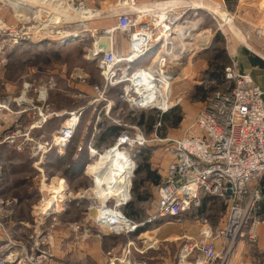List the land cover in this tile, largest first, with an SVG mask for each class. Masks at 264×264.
Here are the masks:
<instances>
[{"label": "rangeland", "instance_id": "rangeland-1", "mask_svg": "<svg viewBox=\"0 0 264 264\" xmlns=\"http://www.w3.org/2000/svg\"><path fill=\"white\" fill-rule=\"evenodd\" d=\"M25 1H27L25 5L31 7L20 11L19 16H15L13 11L0 3V30H4L5 28L12 31L11 35H7L0 31V49H3V51L5 49L4 55L0 56V102L6 101L8 98L11 99L10 107H7L9 111H5L0 115V118L5 120L3 127L6 125L8 128L4 136L8 133L15 134L19 131L22 132V135L29 134L28 131H30V127L38 121V85L42 80H44V83L48 81L51 78L50 76L53 75L52 72L57 69L61 70L62 67L67 65L69 72L75 75L74 98L66 99L63 97L62 94L56 90L59 87L63 88L61 87V81H57V87L49 92V103L58 111H74L79 108H88L77 132L76 139L71 146L72 148L70 151H72L71 154L74 157L77 146L83 139H86V126L97 114V112H94V109L97 107L99 110L106 104L105 102L101 103L97 98L98 96L92 92L93 88L102 85V77L97 62H90L85 58L88 55L87 49L91 50L93 48L95 38L100 36L99 33H103L116 26V19L113 18V15L115 13L122 14L128 12L129 6L126 4L121 5L119 1L116 2L117 5H114L113 0L112 3L110 0H85V4L88 5L90 10L105 12L104 18L88 21V39L86 38L79 44L73 43V45L67 47H59L57 45L49 46V42L38 44V38L35 36H31L30 39H26L27 37L18 39L15 36L16 31H20L23 25H25L26 28H38V14H35V10L36 12L38 11V0ZM159 2H164V0ZM54 6L57 7L55 9V14L58 13V17L65 30L71 28L73 34L84 30L81 26L85 23L87 24V22L81 23L80 17H82V15H87L85 12L88 10L82 9L77 11L79 10L77 9L76 12L73 10V12L71 11V15L66 12L67 10L68 12L70 11L68 9L69 5L67 8L63 9L64 11L60 9L57 4ZM217 6H219V11H216V20L218 24L210 14V11H213ZM220 7L227 9V14H229V18L232 19L231 23H227L223 20L222 16H225L226 12L221 10ZM237 7L236 0H230V2L222 0V2L213 6L207 4L206 9H203L204 11H199L197 16L189 14L187 23L181 24L178 27L191 28L190 33H188L189 35L186 34L187 38L183 41L186 43L185 47L189 49L180 46L182 48H180V54H182L181 59L179 62L174 63L173 66L171 65L170 71L176 75L172 94L173 106L170 107L168 111L162 113V111L157 109H131L128 104L122 102L120 99L122 93L120 91L121 88H116L109 91L107 94L108 100L112 103V111L108 118L104 117L102 119L99 128L105 131L108 129L109 123L115 125L117 122L122 126H127V130L131 133L135 134L141 131L147 137L155 133L158 134L159 139L183 136L185 129L193 123L203 105L211 98L212 94L215 91L220 89L223 90L228 87V85L223 82L225 79L224 72L225 69L232 64V61L237 63L238 71L244 73L240 69L239 62L227 56V39L231 38L233 42L235 41L236 43L246 46L245 37L250 34L253 42L249 43L254 50H248V52L250 55L264 60V51L257 48L261 40L255 38L256 34L259 32L264 34V19L259 15L260 8L264 10V0H260V5H257V3H255V5H245L243 7L244 11L242 12V16L236 13ZM32 8L34 10H32ZM201 16L203 20H200ZM115 34L117 37L116 47L122 52L123 46L127 49V41L122 33L116 32ZM17 39L18 42L16 43L15 40ZM254 40L257 41L256 45L254 44ZM262 40H264V37ZM58 43L59 42H53L50 44ZM205 43L208 44L204 45ZM262 46H264V42ZM155 49L146 57L134 63L132 69L134 70L147 65L159 48ZM83 77L87 78L85 84H82ZM27 85L29 89H26ZM204 90L207 91L206 95ZM10 91L13 92L12 95ZM95 100H98V103L93 104ZM179 118L182 122L178 127L174 128L172 124ZM57 122L58 121L55 120L49 122L48 126H50L51 130H56L58 128ZM117 127L120 130H118L117 134L114 132L111 136L102 140L100 149H98L101 154L109 149L114 136L116 138L119 133L123 131L122 129L125 130V128ZM28 138L34 141V144L31 143V147L26 148L25 151L22 152L23 155H16L18 151L13 147L12 148L16 150L13 151L14 153L8 150L5 151V153H1L3 156L0 154L1 157H4V161L8 162V165L6 164L8 167H5L6 165L3 167L0 165V215L4 214L5 216H9L1 217L0 222L7 227L13 239H19V242H29L31 245L39 240L38 233H42L44 237L50 235V237L53 236L54 238L55 230H62L64 234L69 232L68 235L70 238L68 242L73 244V247L76 248L74 249L76 252H80L79 248L83 244L81 242L82 238L80 237L83 231L81 229L70 230L68 224L81 227L84 221L88 219L89 208H78L76 206L79 201L83 200V202H88V200L82 199L81 195L83 192L81 193L80 191L93 186L91 178L86 176L81 177V173L85 171V167L88 164L85 159L89 157V154L84 153L83 159L75 161V164H73V171L63 170L61 168L63 166L61 162L64 161H54L52 158L51 160L55 165L52 166L54 169L52 171L56 172H46L48 181L41 185L42 182L38 179V148H36L38 144V130L32 131ZM25 139L26 138H22L20 140L22 142ZM1 141L2 138L0 139V142ZM74 147L75 149L73 151ZM164 148L165 146L163 144L151 143L149 147L140 149V153H138L139 149L133 151L136 155L135 160L137 168L132 182L131 206L128 204L121 210L123 214L137 224L141 225L147 222L156 214L157 196L156 193H154L155 179L158 174L156 167L161 157L162 159L166 158V156H164ZM69 154L70 153L67 152L63 156V159L66 158V161H68V158H70ZM20 157L24 165L18 167L11 165V163ZM157 157H159V159ZM98 166L99 165L95 167ZM144 167L151 170L150 174H152V176L148 174ZM7 168L9 174L7 176L8 179L5 180L2 174ZM11 168H15L14 172L16 176H12L13 169ZM92 168L93 167H90L89 172L95 175L94 171H96V169L94 170L93 168L92 172ZM49 169H51V167ZM152 171L156 172V174ZM57 176L65 178L66 181L63 179L61 180V178ZM87 176H89V174ZM53 178L56 180L51 182ZM63 181H65V185ZM142 181L143 184H141ZM63 186L66 188H63ZM62 189H68L66 197L72 194V196L69 197L71 199L68 198L66 200L63 196L61 203H59L56 208H53L55 209V212H52L54 215L48 217L50 220L45 222L44 220L47 215L43 218L39 217L40 211L38 208L42 206L41 210L44 214V210L48 209L49 211L53 204L55 207L57 200H55L54 203L50 200L51 193L54 190L60 192ZM93 192L95 193V189ZM140 197L146 200L139 202L138 199ZM64 201L65 203L63 204ZM84 206L88 207V205L86 206L85 204ZM128 206H130V208H128ZM215 206V204H207L204 206L202 203L199 209H192L190 212L186 213L183 216L182 223H178L172 218L157 219L152 223L143 225L134 235H123L118 237L108 236L100 227L98 228L96 226L95 221L99 213L97 208H91L90 215L92 219L87 229L89 230V236L91 238L92 253L94 252L93 254H96V256L93 257L91 263H89L196 264L198 261L197 253L194 252L190 254L183 261L180 256L181 251L189 241L192 240L195 243L200 241L199 235L200 230L204 227V221H207L211 226L210 228L214 231L220 228L222 230L226 227L225 216L227 215L228 208H225L223 205L214 208ZM19 211L22 213H19ZM11 212L13 213L9 215ZM21 215L26 218L28 226L24 227L25 229H19L15 226L11 228V224ZM257 215L261 216L264 220V199L257 209ZM49 221H56L59 225L55 229L53 225L50 226L48 224ZM47 225L50 227H47ZM205 228L207 229V227ZM244 232H246V229H244L242 233ZM165 238H169V240L164 241ZM55 242H57V239H55ZM228 242V244L223 245L227 248L226 251H229L232 240ZM129 243H132V245L130 246ZM219 243V246L222 247V240H220ZM53 244L54 241L52 240L50 245L54 249ZM231 255L235 257L232 262L230 260L231 264H264V224L260 231L259 241L256 244L248 243L242 235H239L231 249ZM237 256H239V258H237ZM81 258L82 257H79L77 254L75 258L76 263L74 264H81ZM236 258L239 260H236ZM242 258H244V260ZM115 259L119 261L115 262Z\"/></svg>", "mask_w": 264, "mask_h": 264}, {"label": "built area", "instance_id": "built-area-1", "mask_svg": "<svg viewBox=\"0 0 264 264\" xmlns=\"http://www.w3.org/2000/svg\"><path fill=\"white\" fill-rule=\"evenodd\" d=\"M182 1L165 0L154 5L141 6L138 0H126L125 4L129 6L128 12L115 13L113 18L116 19V26L108 29L110 30L108 34L111 36L110 40L106 39L109 49L100 47L104 42H96L100 51L92 59L88 57L91 55L94 45L91 50L87 49L88 55L85 58L90 62H97L102 77V85L93 88L92 92L98 96L101 103L105 102L106 104L99 110L97 107L94 109L97 114L85 128L86 139H83L76 148L75 161L83 159L84 153L89 154V161L84 171L85 176L89 174V166L99 162L100 155L105 152L128 153L136 164V155L133 151L139 149L138 152H140V149L149 147L151 143L163 144L165 146L164 155L169 156L170 160L163 180L157 187L156 214L141 225L129 219L121 210L132 200V186L129 190L130 200L119 204L115 198L108 200L92 192V189L97 187V183L95 176L89 174L87 177L92 179L93 186L91 187L93 188L80 191L83 192L82 199L88 200L89 203L88 219L85 224H89L92 219L91 208H97L99 214L95 224L105 234L112 237L134 235L143 225L157 219L172 218L176 222L182 223L183 216L192 209H199L205 197L214 198L220 201L225 208H228L225 216L226 235L223 234L224 232H220L221 228L217 231L212 230L210 224L204 221L200 241L196 243L192 240L189 241L182 249L180 256L183 257L186 254L184 257L186 259L187 256L195 252L198 256L196 264H231V249L237 237L242 235L248 243L256 244L264 224L262 217L257 215V209L264 198L262 193L264 189V91L255 84L249 74L238 71L235 61H232V64L224 72V81L228 87L212 94L193 123L185 129L183 136L159 139L158 134L155 133L147 137L141 131L135 134L131 133L127 130V126L116 122L115 125L125 128V130L122 129L123 131L110 144L109 149L101 154L94 147V139L101 131L99 125L102 123V119L108 118L112 111V103L107 97L109 91L121 88L120 99L131 109H154L146 107L143 103L149 93L146 90V84L151 82L155 87H161L166 84L165 75L170 72L152 69L153 58L143 67L133 70L132 65L153 52L155 48L166 50L167 42L175 35L176 29L181 24L187 23L189 14L197 16L199 11L206 9L185 4L171 5ZM66 2L77 9L87 7L85 0H66ZM0 3L13 11L15 16H19L20 11L31 7L21 2L15 5L8 0H0ZM49 8L52 9L51 13H47ZM218 9L219 6L210 11L216 22ZM220 9L226 12L227 17L230 16L227 14V9L224 7H220ZM32 10L34 9L32 8ZM55 12L56 10L48 1L38 0V28H26L23 25L20 31H16L15 36L18 39L21 37L30 39L31 36H35L38 38V44L49 42L48 45L73 38L75 33L71 32V28L67 29L68 31L63 28L58 13L55 14ZM35 14L37 15L36 10ZM0 31L7 35L12 33L5 28ZM116 32L125 36L128 50L126 54H118ZM251 37L250 34L245 37L247 44L245 47L249 51L254 50L249 43L253 42ZM263 37L264 34L261 32L257 33L255 37L261 40L257 48L262 51H264ZM18 39L15 40L16 43ZM256 42L254 40L255 45ZM72 78L75 81L74 74ZM86 79L82 78V84H85ZM56 87L52 78L48 82L38 85V121L28 131L30 134L32 131L38 130L36 147L38 148V165H41V161L45 160L52 152H56L60 158H63L73 145L88 109L84 107L67 113L56 110L49 103V92ZM10 101L11 99L8 98L6 101L0 102V115L9 111L7 107H10ZM97 101L95 100L93 104L98 103ZM135 101L137 102L135 103ZM168 109L157 110L165 113ZM62 118L64 120L59 128L53 130L49 137L40 135L49 122ZM29 134L22 135L20 131L15 134L8 133L0 143L14 147L19 153H22L26 148L31 147V143L34 144V141L28 138ZM22 138L26 139L21 142ZM136 168L137 166L134 169V177ZM103 170L102 168L97 171V174L100 172L102 174ZM41 173L42 185L48 181V177L44 171ZM68 196L71 197L72 194ZM236 213L241 216V219L235 220ZM51 215L54 213L51 212L46 217L44 216L45 220ZM1 217L9 216L2 214L0 219ZM73 228L79 230L80 226L73 225ZM0 229L5 236V244L0 252V264H52L54 262L55 254L50 245L53 238L50 235L44 237L42 233H38L39 240L31 245L29 242H19L18 239H13L2 222H0ZM244 229L246 232L242 233ZM85 236H89V230L85 231ZM220 240H222V247L219 246ZM230 240H232L231 246L229 251H226L227 248L223 245L228 244ZM129 245L131 246L132 243ZM118 261L115 259V262Z\"/></svg>", "mask_w": 264, "mask_h": 264}, {"label": "bare ground", "instance_id": "bare-ground-1", "mask_svg": "<svg viewBox=\"0 0 264 264\" xmlns=\"http://www.w3.org/2000/svg\"><path fill=\"white\" fill-rule=\"evenodd\" d=\"M8 1L15 5H17L19 2L25 3V4L27 2L25 0H8ZM44 1H48L52 5L54 10L57 8L54 6L56 4L62 10L67 8V6L69 5L68 9L70 11L69 12L68 10L67 11L65 10V11L70 14L73 12V10H75V12L77 10V8L70 5L65 0H44ZM120 2L122 5V4H125L126 0H120ZM182 4L190 5L195 8H206V5L204 3H201L200 1H194V0L191 2L188 0H185V1L183 0L181 3L175 2L171 5L180 6ZM86 6L87 7H82V8H79V10H77V11H80L82 9L88 10L87 12H85V14L87 15H82V17H80L81 23L87 22V24L85 23L81 26L83 27L84 30L80 32H76L75 36L69 40L66 39L63 42H59L58 44H50L49 46L57 45L59 47H67V46L73 45V43L79 44L80 42L84 41L88 37V34H87L88 33L87 30L89 29L88 21H91L93 19L104 18L105 12L95 11V10L91 11L88 8V5ZM51 11L52 9L49 8L47 10V13L48 12L51 13ZM37 14H38V11H37ZM222 18L225 22L231 23V19L227 17L226 15L222 16ZM176 31L177 32L175 33V35L172 38H170V40L167 42L168 45L166 44V50L162 51L161 49H158L153 56L154 62L152 64V69L156 68V69H159V71L160 70L167 71L168 73L170 72V74L165 75V77L167 78L166 84L161 87H158V86L155 87V85L153 83L151 84V82H148L146 84L147 86L146 90L149 92L148 95L143 100L144 101L143 103L146 107L159 109V110H166L173 106L172 94H173V86L175 83L176 74L174 75V73L170 71V69H171V65L173 66L174 63L179 62L181 59L182 54H180V48L182 47L185 49H189L188 47H185L186 43L183 41L187 38L186 34L190 33L191 28L190 29L189 28H178L176 29ZM109 32L110 30H106L103 33H99L100 36H97L95 38L94 49L91 51V55L88 57L89 59H92V57H94L100 51L99 50L100 48L97 46L96 42L108 43L106 39L110 40L111 38V36H109L110 34H108ZM207 44L208 43H205L204 45H207ZM190 49L194 50L193 48H190ZM26 89H29L28 85L26 86ZM136 102L137 101H135V103ZM100 158L101 160L99 162L98 161L95 162L94 164L90 165L88 168L89 170L90 167L94 168L95 166L99 165L98 167H96L95 175L89 172L90 175L95 176L96 183H97V187L93 188L92 192L95 189V193H97L98 196L105 197V199H108V200L109 198H115L117 200V203L119 204H124L128 202L130 200L129 190L131 189L133 178H134V169L136 166L135 161L133 160L130 154L124 153L121 151L105 152L104 154L100 155ZM102 168L104 169L102 174L101 172L97 174V171L101 170ZM54 180L56 179L53 178L51 182H53ZM63 182L65 185V181ZM63 188H66V187L63 186ZM67 191L68 189L66 190L62 189L60 192H57V190L52 191L50 200H52L53 203L55 202V200H57L55 203V207L53 204L49 211L48 209L44 210V214L42 213V210H41L42 206L39 207L38 209L40 212L38 216L43 218L48 213L55 212V209L53 208H56L59 205V203H61L63 196L66 198V200L68 199V197H66ZM65 201L63 202V204L65 203ZM239 219H241V216H239V214L236 213L235 220H239ZM220 232H224L223 234H225L226 227H224ZM185 255L186 254H184L183 257H181L183 261H184Z\"/></svg>", "mask_w": 264, "mask_h": 264}, {"label": "crops", "instance_id": "crops-1", "mask_svg": "<svg viewBox=\"0 0 264 264\" xmlns=\"http://www.w3.org/2000/svg\"><path fill=\"white\" fill-rule=\"evenodd\" d=\"M117 1L120 2V0H113V4L114 5H117L116 4ZM159 1H163V0H138V3L141 6H150V5H154V4L158 3ZM198 1H201L204 4H206V5L208 4V5H211V6L222 2V0H198ZM223 1L230 2V0H223ZM110 2L112 3V0H110ZM236 3L238 5V7L236 8V13L239 16H242L243 15L242 12L244 11L243 7L245 5H255V3H257V5H260V0H236ZM259 15H261L262 19H264V10H262L261 8H260V11H259ZM200 20H203V17L202 16L200 17ZM116 40H117V38H116ZM227 40H228L226 42V53H227V56L230 59H234V60L236 59L239 62L240 69L245 74H249L252 77V79L255 82V84L258 85L264 91V60H262L261 58H260L261 59L260 60V59H258L256 57L250 55V53L248 52L247 48L243 44L236 43L235 41L233 42L231 40V38H229ZM127 51L128 50L125 49V47L123 46L122 52H120L119 49H118V54L123 55V54H126ZM4 53H5V49H4V51H3V49H0V56H3ZM71 73L69 72L68 66L65 65L64 67L61 68V70H58L57 69L56 71L52 72L53 75L50 76L54 81L56 80L55 83L57 81H61V87H63V88H60L59 87L56 90L58 92H60L62 94V96L65 97L66 99H72V98H74V80L72 78L73 73L72 74ZM43 81L44 80H42L41 83H44ZM46 82H48V81H46ZM11 89H12V87H11ZM10 94L12 95L13 92L10 91ZM11 95H10V97H11ZM60 112L61 113H67V112H70V110H61ZM63 120H64V118L59 119V120H55V121H58L57 122L58 123V128L61 125V123L63 122ZM4 121L5 120L3 118H0V124H2V125H0V139L4 137V134L6 133V130L8 129L6 125L3 127ZM52 131L53 130H51L50 126L47 125L46 128H44V130L40 133V135L49 137V135L52 133ZM13 148L11 146L7 145V144H1L0 143V154L2 152L5 153V151H8V150H9V152L16 151ZM71 148L68 150V152L70 153L69 154V157L70 158L67 157L68 158V161H66V158H64V159L63 158H60L56 154V152L55 153L54 152L49 153L48 156L46 157V159L43 160V161H41L42 164L41 165H38V174H39L38 175V179L41 181V178H42L41 171H44V173L46 175V172L50 173L49 171L54 170L52 166H55V165L53 164L54 162L51 160L52 158L54 159V161H64V162H61L63 164V166L61 167L63 170H65V171H69V170L73 171L74 170L73 169V167H74L73 164H75V160H73L74 157L71 154V152H72V151H70ZM74 149H75V147L73 148V151H74ZM138 153H140V152H138ZM15 154H16V152H15ZM16 155H20L21 156V155H23V153L17 152ZM157 158L159 159V157H157ZM166 158H167V160H166ZM166 158H163L162 159V157H161V159H159L158 162H157L156 169L158 170V174H157L156 178H159V181H158V183H156L154 185V189H155L154 193H156V196H157V187L161 184V182L163 180V177L165 175V172H166L167 165L169 164V156H166ZM0 159H1L0 165L2 167L5 166L6 164L8 165V162L7 161H4V157H1L0 156ZM85 161L87 163L89 161V159L86 158ZM7 165L5 167H8ZM11 165H14V166H17L18 167L20 165H24V162H23L22 158L20 157V158L16 159V161H14L13 163H11ZM50 167H51V169H49ZM11 169H13L12 176H16V173L14 172L15 168H11ZM95 169H96V167H94V170ZM149 171L151 172V170H149ZM54 172H56V171H52V173H54ZM92 172H93V169H92ZM94 172H96V171H94ZM152 172L156 174V172H154V171H152ZM8 174H9V172H8V168H7L6 171L5 170L3 171V174H2L3 175V179L5 178V180H7L8 179L7 178ZM82 176L85 177L84 171H83V173H81V177ZM57 177H60V176H57ZM61 179H63V180L66 181L65 178H61ZM76 200H73V201H76ZM156 200L158 202V196L156 197ZM87 203L86 202H83V200L82 201H79L77 203V206L76 207H78V208H80V207H82V208H88V207H85L84 206V204L86 206L89 205V203L88 204ZM203 204H204V206L207 205V204H215L216 206L214 208H217V206L220 207V206L223 205L220 201H218V200H216L214 198H210V197H205L203 199ZM129 205L131 206L130 203H129ZM156 206H157V203H156ZM19 213H22V212L19 211ZM47 220H50V219H46L45 222ZM48 224L50 226L53 225L55 227V229L59 225L56 221H54V222L49 221ZM63 224H64V222H63ZM70 224H72V223H70ZM14 226L17 227V228H19V229H23L24 227H27L28 224H27L26 218H24V216H22V215L21 216H18L15 219V221L11 224V228L14 227ZM50 226L47 225V227H50ZM68 227H69L70 230H74L73 224L72 225H69L68 224ZM11 228H10V230H11ZM87 228H88V224H85V221H84V223L80 227V229L83 231L82 234H81V237H80V238H82L81 239V242L83 243V244L81 243L82 246L79 248L80 249V252H78V251L76 252L74 250L76 248L73 247V244H71L70 242H68V240L70 238V236L68 235L69 232L66 233V234H64V232L62 230L61 231H59V230H57V231L55 230L54 231V238L52 236V238H53L52 240L54 241V244H53L54 245V249L53 250H55L54 251L55 260H54V262L52 264H67V263L68 264L69 263L70 264H74V263H76L75 262V258L77 256V254L79 255V257H82L81 258L82 259V263L81 264H90L91 263L92 258L95 257L96 254H93L94 252L92 253V249H91V238H90V236H85V231L88 230ZM200 234H201V230H200ZM199 237H200V235H199ZM169 238H171V237H169ZM169 238H165L164 241H168ZM55 239H57V242H55ZM4 244H5L4 232L0 229V252H1V248L4 246ZM234 258L235 257L233 256L232 259H231V262L233 261ZM237 258H239V256H237ZM237 258H236V260H239ZM242 259L244 260V258H242Z\"/></svg>", "mask_w": 264, "mask_h": 264}, {"label": "trees", "instance_id": "trees-1", "mask_svg": "<svg viewBox=\"0 0 264 264\" xmlns=\"http://www.w3.org/2000/svg\"><path fill=\"white\" fill-rule=\"evenodd\" d=\"M223 82H225V81L223 80ZM204 93L206 95L207 94V91L204 90ZM181 122H182V120L179 118V119H177V120L174 121V123L172 124V126L174 128L175 127H178L181 124ZM101 127H102V125H101ZM118 130H119V128L117 126H115L113 124H110V123H109V126H108V129L107 130L103 131V129L101 128V131H100L99 135L96 136V138L94 139V147L97 148V149H100V145L102 143V140L105 139V138H107V137H109V136H111L114 132H115V134H117ZM112 138H113V136H112ZM114 140H115V136L113 138L112 143L114 142ZM144 168L148 172V174H150L149 168H147V167H144ZM150 175L152 176V174H150ZM158 181H159V178H156L155 179V184L158 183ZM141 184H143V181L141 182ZM143 200H146V199H144L142 197H140L138 199L139 202H142ZM128 208H130V206Z\"/></svg>", "mask_w": 264, "mask_h": 264}, {"label": "water", "instance_id": "water-1", "mask_svg": "<svg viewBox=\"0 0 264 264\" xmlns=\"http://www.w3.org/2000/svg\"><path fill=\"white\" fill-rule=\"evenodd\" d=\"M100 47H101V48L104 47L106 50H108V49H109V44H107V43H102ZM262 193H263V195H264V189H263Z\"/></svg>", "mask_w": 264, "mask_h": 264}]
</instances>
